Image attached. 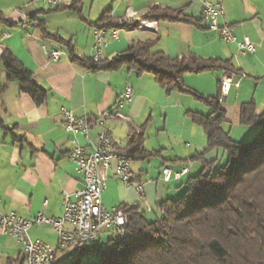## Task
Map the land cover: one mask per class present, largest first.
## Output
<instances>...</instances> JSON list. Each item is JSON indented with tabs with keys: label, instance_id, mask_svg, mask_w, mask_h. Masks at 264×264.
<instances>
[{
	"label": "crops",
	"instance_id": "crops-1",
	"mask_svg": "<svg viewBox=\"0 0 264 264\" xmlns=\"http://www.w3.org/2000/svg\"><path fill=\"white\" fill-rule=\"evenodd\" d=\"M211 1L223 6L225 19L234 28L238 41L247 36L255 43L257 52L254 55L240 54L236 44L224 42L219 33L209 30L203 19V5L198 0H127L121 3L117 0H63L58 7L46 6L42 1L0 0V12L17 24L9 26L0 22L3 43L0 55L5 50L11 51L49 94L47 102L38 106L30 96L21 93L18 82L7 81L5 68V81L0 71L2 82L8 85L0 96L3 122L0 125V197L3 211L15 212L27 220L39 213L58 219L63 214L64 196L69 195L74 200L83 188V176L76 173L68 157L73 148L72 135L66 133L60 121L62 109L94 121L89 133L91 139H96L102 130L96 123L97 118L110 113L112 116L107 120L105 130L120 153H125L133 139L141 134L147 151L161 152L160 156L131 163L133 178L145 184L143 198L133 187L126 186L110 173L107 175V188L103 193L106 209L128 206L142 210L141 206L147 201L149 211H152V203L158 205L167 199L181 197V185L203 168L200 162L185 161L202 153L207 146L205 132L191 121L188 113L203 115L202 106L205 105L179 93L168 96L154 77H138L125 67L116 72H94L72 62L69 54L59 62L51 61L43 52V45L51 46L55 42L45 41L43 28L49 34L70 41L79 58L90 59L94 23L109 11L116 19L124 18L130 9L137 13L138 26L120 31L118 40H108L105 59H113L133 44L154 42L155 51H162L171 58L196 55L204 59L232 61L241 71L235 74L240 86L232 88L220 100V109L226 113L227 120L224 130L229 134L234 131L233 126L241 125L244 104L255 102L257 114L264 111V93L258 95L259 90L264 89V0ZM75 4L77 6L73 7ZM152 6L184 9L201 24L195 27L183 23L147 22L153 28L146 27L141 18ZM31 15L36 16L33 20L35 26L27 28L25 18L30 19ZM223 73L189 74L185 83L189 89L206 97H221ZM127 87L132 89L133 99L118 109L117 103L123 99ZM117 112L129 120L117 119ZM237 130L245 129L241 126ZM247 130L245 137L249 139L255 129ZM167 136L173 137V141L168 138L170 144L158 142L157 146L154 142L149 143L154 138L160 141L161 137L166 139ZM79 139L85 145L83 138ZM173 143H177L180 150L168 151V145L176 148ZM219 156L220 151H214L208 154L206 161H214ZM164 167L173 171L187 169L188 172L180 182L172 179L166 183L161 176ZM30 235L35 240L58 246L57 234L48 225L31 228ZM23 254L21 245L0 230V264H20Z\"/></svg>",
	"mask_w": 264,
	"mask_h": 264
},
{
	"label": "trees",
	"instance_id": "trees-1",
	"mask_svg": "<svg viewBox=\"0 0 264 264\" xmlns=\"http://www.w3.org/2000/svg\"><path fill=\"white\" fill-rule=\"evenodd\" d=\"M77 4L73 5L76 7ZM72 7V8H73ZM143 22L183 23L199 27L200 20L184 9L152 6ZM31 15L30 19L35 20ZM120 20L106 12L96 23L97 29L120 27ZM0 22L16 26L0 12ZM137 22H125L122 28H137ZM41 27V26H40ZM45 41H53L67 50L72 62L88 70L116 72L127 68L138 77L150 75L169 96L179 93L212 109L204 116L189 112L191 121L201 127L207 137L206 149L185 162H200L201 172L189 178L181 187L184 193L177 199H167L156 206L153 220L138 207L121 206L129 216V241L102 243L96 261L83 262L80 257L71 264H264V111L257 114L255 102L244 104L240 124L258 126L259 132L249 142H236L224 130L226 113L220 109L221 97H206L189 87L185 77L214 71L240 74L232 61L204 59L196 55L171 58L154 50L155 43L133 44L111 60L94 62L75 54L70 41L49 34L43 28ZM8 82H18L20 91L38 105L48 100V91L41 88L33 75L9 50L0 55ZM8 85L1 80L0 96ZM94 123V121L92 120ZM0 115V125H2ZM141 134L125 150L132 161H146L161 152L147 151ZM223 151L227 162L206 161L208 154Z\"/></svg>",
	"mask_w": 264,
	"mask_h": 264
},
{
	"label": "built area",
	"instance_id": "built-area-1",
	"mask_svg": "<svg viewBox=\"0 0 264 264\" xmlns=\"http://www.w3.org/2000/svg\"><path fill=\"white\" fill-rule=\"evenodd\" d=\"M32 1H42L44 5L51 7H58L63 2V0ZM117 1L121 3L127 0ZM198 1L203 5V19L207 22L209 30L219 33L224 42L236 44L238 52L242 55H254L257 52V46L249 37L245 36L241 42L238 41L234 28L225 19V11L221 4L212 3L211 0ZM126 12L127 15L120 20V27L95 28L90 58L94 62L105 59L104 50L108 40H118L120 31L125 30L122 24L137 22L136 12L130 9ZM24 23L27 28L35 26V22L28 17L25 18ZM145 26L153 28L149 23H145ZM2 48L3 43L0 40V50ZM43 52L54 62H59L68 56L66 49L55 43H51V46L44 44ZM220 83L221 100L232 88L238 89L240 86L236 81V75L231 72H224ZM132 99V89L127 87L123 99L117 103V108L121 109ZM111 116L110 113H105L97 118L96 123L102 130L96 139H91L89 133L94 124L91 118L77 117L72 112L62 109L60 121L66 133L72 135L73 148L68 157L74 164L76 173L83 176L84 185L77 192L74 200L69 195L64 196L63 214L60 218L53 219L39 213L32 219H24L15 212L3 211L0 197V230L21 245L24 257L20 264H71L80 257L90 262L98 258L102 243L106 241L124 243L130 240L129 216L120 208L108 210L103 204V193L107 188L106 178L110 173L126 186L133 187L141 198L144 196L145 184L133 178L132 159L127 153L116 150L112 138L106 132L105 125ZM115 117L124 121L129 120L120 112H117ZM80 137L83 138L85 145L80 142ZM187 172V169L173 171L169 167H164L161 176L166 183L172 179L180 182ZM141 208L145 211L150 210L147 201H144ZM39 225H48L54 229L58 239L57 247L31 237V228ZM68 226L72 229L67 228Z\"/></svg>",
	"mask_w": 264,
	"mask_h": 264
},
{
	"label": "rangeland",
	"instance_id": "rangeland-1",
	"mask_svg": "<svg viewBox=\"0 0 264 264\" xmlns=\"http://www.w3.org/2000/svg\"><path fill=\"white\" fill-rule=\"evenodd\" d=\"M4 65H3V63L1 62V60H0V71L2 72V80L3 81H5V72H3L4 70ZM6 76H7V73H6ZM264 93V89H260L259 90V93H258V95L259 96H261L262 94ZM200 105H202V104H200ZM202 107H204V114L206 115V114H209L210 112H211V109H208L207 107H205V106H202ZM203 114V115H204ZM226 125V124H225ZM224 125V126H225ZM242 125H240V126H238V125H235V126H233V129H234V131L232 132V133H229L230 134V138L232 139V140H234V138H238L239 140H241V141H237V139L236 140H234V141H236V142H249V141H251L252 139H254L255 138V136L258 134V132H259V127L257 126H242V129H245V130H237L238 128H240ZM178 128H180V127H178ZM250 128H253V129H255V132H253L250 136L251 137H249V139H246V135H247V129H250ZM202 129V128H201ZM204 131V130H203ZM250 131V130H249ZM168 138H170L171 139V141H173V137H169V136H167L166 137V139L164 138V137H161L160 138V141H157V138H154V139H152L151 141H149V140H147V142L149 141V143H151L152 144V142H154V144H157V146H158V142H160V143H162V144H170L169 142V139ZM207 138V137H206ZM246 139V140H245ZM178 143V142H177ZM177 143H173V144H175L176 145V148L175 147H171V145H168V151L169 150H180V149H178V146H177ZM184 146V145H183ZM184 147H186V146H184ZM183 150L185 149V148H182ZM218 159H219V164H220V166H224L225 165V163L227 162V155L223 152V151H220V156L218 157ZM184 180H186V179H184ZM164 186V185H163ZM180 189H183V191H182V194H181V196L183 195V193H184V188L183 187H181ZM179 191V190H178ZM177 198H179V197H173L172 199H177ZM152 206H153V210L152 211H147V216H149V219L150 220H153L154 218H155V214L156 213H158L157 212V210H155L156 209V206L157 205H154L153 203H152ZM89 262V261H87V260H84L83 259V262ZM92 261H96V259L95 260H92ZM91 262V261H90ZM89 262V263H90Z\"/></svg>",
	"mask_w": 264,
	"mask_h": 264
}]
</instances>
